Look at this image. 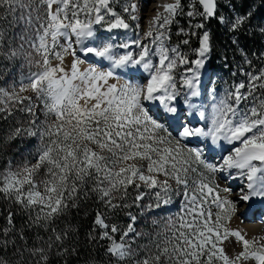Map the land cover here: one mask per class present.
<instances>
[{"label": "snow or ice", "instance_id": "obj_1", "mask_svg": "<svg viewBox=\"0 0 264 264\" xmlns=\"http://www.w3.org/2000/svg\"><path fill=\"white\" fill-rule=\"evenodd\" d=\"M115 2L0 0V120L15 121L0 137V150L17 139L36 141L34 163L25 157L0 170V195L25 217L18 225L7 210L0 264H264V237L248 239L229 226L242 206V221L258 208L264 218V204L255 203L264 202V67L245 73L247 83L232 85L224 96L207 88V102H194L212 50L207 22L246 31L253 10L229 19L220 14L219 0H188L187 10L173 0L158 5L144 37L119 42L98 34L97 25L107 33L134 31L129 21L140 19V7L135 0L126 4V19L110 7ZM178 15L189 18L179 34L199 40L194 60L167 43ZM259 31L264 34V25ZM184 65L191 67L178 74ZM193 116L202 123H190ZM210 156L219 162H209ZM217 174L244 184L236 200L221 195L232 189L222 188ZM173 182L183 189L180 209L151 218L152 231L139 230L131 212L121 228L97 211L81 242L69 219L93 198L114 212L140 207L149 195L153 202L142 212L165 209ZM129 188L136 192L131 202ZM100 240L108 241L106 261L88 247ZM232 245L240 250L229 254Z\"/></svg>", "mask_w": 264, "mask_h": 264}, {"label": "trees", "instance_id": "obj_2", "mask_svg": "<svg viewBox=\"0 0 264 264\" xmlns=\"http://www.w3.org/2000/svg\"><path fill=\"white\" fill-rule=\"evenodd\" d=\"M238 1V5L236 8L239 11L247 12L250 8L253 10V19L255 18L258 21H264V0H236ZM111 6V5H110ZM254 19V20H255ZM180 20V26L183 28L188 29V24L186 23V20L184 18H179ZM253 25L250 24V26H247L246 31H240L236 32V42L237 46L232 43L231 37L229 36V33L225 27L221 23H219L216 19H211L206 24V29L211 34V45L212 50L210 52V58H209V64L210 67L216 72L217 71V63L224 60V65H229V60L234 55H240V51L237 50L238 47L243 48L245 53H248L249 55L258 54L260 49L263 48V43L261 40L262 34H258L257 32V25L256 22L254 24V21H252ZM178 26L171 27L172 32V38L174 36V33L178 30ZM199 32H202L203 30H198ZM178 39H174L173 42H177V45L179 47H184V44L182 41L184 39H190V42L192 43L191 46H199L198 44L194 43L193 37L184 36V37H177ZM239 57V56H238ZM189 60H193L195 57H188ZM239 59V58H238ZM25 72H27V69H24ZM7 79V78H6ZM5 81H0V85H3ZM21 120L26 119L25 116L21 115L20 113L16 114ZM15 121L12 119V117H9L8 120H0V137H3L10 126L14 125ZM35 141L32 138L26 139V140H15L12 141L10 145L5 147L3 150H0V170H3L7 167L8 162L12 161L13 164L19 163L23 158L27 157L29 159H32L30 156H27L25 153H23V150L26 145H29L31 147L30 142ZM34 145L31 149V154L35 152ZM174 187L176 185L173 182ZM180 189V188H179ZM141 191H145L144 187L141 186ZM136 192L133 190V188H129V197L128 202H131L133 198L135 197ZM140 206L146 204V196L143 201H140ZM149 203V202H148ZM11 208L15 213V220L18 225L24 223V215L19 211L18 207L11 205L7 200H5L2 195H0V225H3L5 221V215L7 213V210ZM139 207H136L135 205L129 209H123V210H117V211H109L107 208H105L100 202L96 201L94 198L88 200L87 202H83L82 206L79 209L73 210V213L69 219L72 223L77 225L80 232V239L81 242H84L86 234L93 228V219L96 215L97 211L105 213L108 217L109 223H116L121 228H126L128 223L130 222L129 217L125 215L126 212H131L133 215L137 216V223L136 227L139 230L143 231H152L153 228L151 226V218L155 217L157 219L160 218L157 216H154L152 214L145 215L142 219L140 217V214L138 212ZM169 215V214H166ZM100 229H96V233L98 234ZM117 239H119V234H117ZM144 241H138V243H143ZM108 241L106 240H100L93 242V244L90 247L92 253L94 256L97 257L100 261H106L108 258L104 256L105 248L107 247Z\"/></svg>", "mask_w": 264, "mask_h": 264}, {"label": "rangeland", "instance_id": "obj_3", "mask_svg": "<svg viewBox=\"0 0 264 264\" xmlns=\"http://www.w3.org/2000/svg\"><path fill=\"white\" fill-rule=\"evenodd\" d=\"M131 2H132V0H116V2L114 4H112L110 7H113L116 12L120 13L121 15H124L125 18L127 19V15L125 13H123V7L126 4L131 3ZM135 2L137 3L138 0H135ZM219 3H220V8H219L220 14L228 17L229 19H231V17L237 13L238 14H244V12L239 11L236 8V6L238 5V1H236V0H219ZM149 5H151V7H149ZM152 5H153L152 0H142L140 2V5H139V7H140V14H139L140 19L136 22L129 21V23H131L133 25V28L135 29L134 31L125 32L124 30H113V33H107L103 30V28H101V26L97 25V28L100 29V32L98 34L104 35V36L115 35L117 41H119V42H125V41H130L133 39H137L138 38L137 33H139V37H141V38L144 37V33L148 30V26H149L148 21L152 20V18L157 13L156 10L152 11V7H153ZM230 5L234 8V11L230 10ZM179 17L184 18L185 20L189 19L186 15H180ZM254 19L252 18L250 20V22L248 23V26H250V24L253 25L252 21H254V24L256 22L257 32H258V34H262L259 31V27L261 25H264V21H261V20L258 21L256 19L255 20ZM187 20H186V23L188 24ZM136 23H139V25H140V27L138 29L135 28ZM175 25L178 26L179 28L174 33L173 38H172V32H171V40L172 41L175 38L178 39L177 37L186 36L184 34H179V30L181 28H183L182 26H180V22L172 24L171 27H173ZM222 25H223V27H225L227 29L229 36L231 37L232 43L237 46L238 45L237 42L236 43L233 42L234 40H236V36H235L236 32L231 31L227 24H222ZM184 29H186V28H184ZM262 35H263V37L261 36V40L263 43V48L260 49L258 54L249 55L248 53L244 52L243 48L238 47L237 50L242 52V53H240L241 56L240 55H238L239 57L237 55L232 56L231 59L229 60V65H227V66L224 65V62H223L224 60H222L221 62L217 63L218 68H217L216 72L211 67H209V70L207 71L208 85L205 87V90L207 88H214L218 97L224 96L226 90L231 89L232 85L237 84L241 81H244L245 83H247V76L245 75V73L252 71L254 69L258 71L261 67H264V34H262ZM193 38H195L194 43L199 45L198 38L197 37H193ZM191 42L188 45L184 44V47H181L179 49L181 52L187 54L188 57L191 56V57H195L194 59H196L197 56H196L195 52L192 51V49H196L199 46H197V47L191 46L192 45ZM143 43L148 44L149 40L144 39ZM167 43L169 44L170 47L171 46H177V42H172L170 44L168 41ZM129 50L139 52L138 48H132ZM210 56H211L210 53H208L209 58H210ZM209 58L206 62L207 64H209ZM71 59H72L71 57H67L65 60V64L69 65L71 62ZM246 59L251 60V65H249L248 63L245 62ZM90 62L93 64L97 63L94 61H90ZM87 66L88 65L85 64L82 66V68L87 67ZM187 67H191V65L190 66L184 65L183 67H178L177 73L179 74L180 72L183 71V68H187ZM33 70H35V69H33ZM117 71H118V74L123 75L122 73L119 72V70H117ZM205 71H206V69L204 68V72ZM139 79H140V82H142V83H146V81H147L146 77H139ZM178 79H179V75H178ZM203 80H204V78H203V73H202L201 83H203ZM109 83H116V81L110 80ZM120 83H123V79L120 81ZM183 90L185 91V89H183ZM183 92H181V93L183 94ZM26 94L32 95V93H26ZM202 100L207 102L206 95L203 97ZM194 102H198V101L194 100ZM41 118H43V117H41ZM192 120H194V116H193V118H191V121ZM193 125H196V124L193 123ZM175 134H176V132L174 131L173 135H175ZM30 144H31V147L29 145L25 146L23 153H25L27 156H30L31 158H33L35 155V152L31 154V151H32L31 148L34 145H36V141H31ZM193 144H195V142H193ZM217 151H219V149ZM208 159H209V162H212V163H218L219 162L218 159H213L211 156L208 157ZM32 162L34 163L35 160L32 159ZM216 179L222 188L228 187V188L232 189L231 194L221 192V195L222 196L228 195V197L230 199H233V200L237 199V193L239 192V189L244 187V184L241 181H240L241 185L233 187L232 186L233 180H231V179L225 180L223 178V174H217ZM141 186H143V185H141ZM173 188L176 189V187H174V185H173ZM153 199H154L153 197L146 195V204L152 203ZM182 199H183V189L181 187L180 189H176V191L174 192L173 197H172V203L167 208L162 209V210H154L152 212H148V211L142 212V209H144V206L146 205V204H144V205L139 207L138 212L140 214L141 219L147 214H152V215L157 216V217L163 216L166 214H173V213L179 211ZM244 211H245V208L242 206L240 212L237 213V215L234 216L233 219L231 220L230 225H229L230 228L241 230L242 233L246 234V237L248 239H252V238L260 239L261 237H264V226L258 221L259 220L258 217L260 214L259 213L256 214V215H258V217H257L258 219L257 218L252 219L250 222V224H255V226H257V225L259 226V227L257 226L256 231H253V229H251V227H252L251 225H250V227L246 228V226L248 224V221H246V219H244L243 221L240 219V217L243 216ZM260 242L264 243V240H260ZM233 248H235V250L237 252L240 250V247L238 245L229 246V247H227V251L229 254L232 253Z\"/></svg>", "mask_w": 264, "mask_h": 264}, {"label": "bare ground", "instance_id": "obj_4", "mask_svg": "<svg viewBox=\"0 0 264 264\" xmlns=\"http://www.w3.org/2000/svg\"><path fill=\"white\" fill-rule=\"evenodd\" d=\"M142 0H138V2H137V5L139 6L140 5V2H141ZM152 2H153V7H152V11H154V10H158V5H163V4H165V3H172L173 2V0H152ZM159 11H163V8L161 7V8H159ZM88 60H90V61H94V62H97L95 59H93V58H91V57H89V58H87ZM105 63V65L107 64V62H104ZM205 69H206V67H205ZM202 73H204V69L202 70ZM123 74V73H122ZM123 76V75H122ZM140 77H146L147 78V74L146 73H142L141 75H140ZM201 85H202V83H201ZM179 100V99H178ZM190 123H194V124H199V123H202L201 121H199V119H198V117H195L194 116V120H190ZM232 146H229V145H224V148L225 149H227V148H231ZM218 152H220V154H227L226 152H223L222 150H219ZM216 159H218V161H219V157L217 156V158ZM231 180H233V187L234 186H239V185H241L240 184V180L239 179H231ZM237 198H238V196H237ZM262 201H259V200H257L255 203L257 204V206H258V204H260ZM257 212H259V211H257ZM256 218V214H252V215H249L247 218H246V221H248V224H247V226H246V228L247 227H250V225L252 226L251 227V229H253V231H256V229H257V226H255V224H250V222H251V220L252 219H255ZM259 221V220H258ZM262 225H264V223H262V220H260L259 221ZM259 227V226H258Z\"/></svg>", "mask_w": 264, "mask_h": 264}, {"label": "built area", "instance_id": "obj_5", "mask_svg": "<svg viewBox=\"0 0 264 264\" xmlns=\"http://www.w3.org/2000/svg\"><path fill=\"white\" fill-rule=\"evenodd\" d=\"M187 4H188V1L187 0H184V5L183 6L185 7V10H187Z\"/></svg>", "mask_w": 264, "mask_h": 264}]
</instances>
